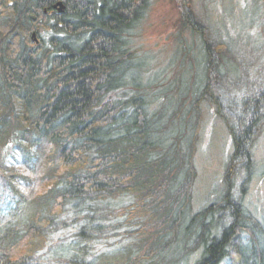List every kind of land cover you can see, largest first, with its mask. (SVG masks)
Here are the masks:
<instances>
[{
	"label": "trees",
	"instance_id": "16d2710c",
	"mask_svg": "<svg viewBox=\"0 0 264 264\" xmlns=\"http://www.w3.org/2000/svg\"><path fill=\"white\" fill-rule=\"evenodd\" d=\"M173 1L162 58L135 42L152 0H0V264H264V211L243 200L264 73L234 100L247 59L214 0ZM204 105L233 150L193 213Z\"/></svg>",
	"mask_w": 264,
	"mask_h": 264
},
{
	"label": "rangeland",
	"instance_id": "374dc122",
	"mask_svg": "<svg viewBox=\"0 0 264 264\" xmlns=\"http://www.w3.org/2000/svg\"><path fill=\"white\" fill-rule=\"evenodd\" d=\"M194 2L197 10L201 12L205 0ZM152 3V8L138 32L139 38L135 42L151 57L164 58L172 53L173 40L180 33L178 30L180 15L173 0H152ZM210 7L213 20L225 21L223 23L227 26V33L235 40V49L242 53L240 55L242 58H239L241 66L243 58L247 59V63L243 62L242 74L249 86H237L234 90V100L250 97L263 82L262 79L258 80L261 76L258 74L260 71L264 73V0H214ZM246 25L248 28L245 29ZM220 32H218L219 35L224 39V31ZM247 37L251 43L248 48L242 45ZM236 70L237 68L234 67L232 72L235 76L238 75ZM242 74L241 79H243ZM202 118V132L196 157L199 175L192 203L193 213L214 201L217 194L222 192L226 165L233 150L228 130L216 117L212 106L204 105ZM252 154L255 170L243 200L255 214L262 215L264 211V123L257 130ZM233 178L235 195L239 199L244 173Z\"/></svg>",
	"mask_w": 264,
	"mask_h": 264
},
{
	"label": "water",
	"instance_id": "95a60500",
	"mask_svg": "<svg viewBox=\"0 0 264 264\" xmlns=\"http://www.w3.org/2000/svg\"><path fill=\"white\" fill-rule=\"evenodd\" d=\"M55 9L58 10L59 13H63L65 10V6L63 5V3H58L54 6ZM34 38H36V35L34 34Z\"/></svg>",
	"mask_w": 264,
	"mask_h": 264
},
{
	"label": "bare ground",
	"instance_id": "6f19581e",
	"mask_svg": "<svg viewBox=\"0 0 264 264\" xmlns=\"http://www.w3.org/2000/svg\"><path fill=\"white\" fill-rule=\"evenodd\" d=\"M251 211H252V210H251ZM252 212H253V211H252ZM253 214H254V212H253ZM256 216H257L258 218L262 219L261 214H260V215H257V214H256Z\"/></svg>",
	"mask_w": 264,
	"mask_h": 264
}]
</instances>
